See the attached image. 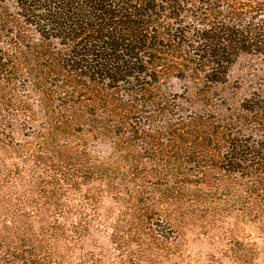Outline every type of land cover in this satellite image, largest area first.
<instances>
[{
    "label": "trees",
    "instance_id": "trees-1",
    "mask_svg": "<svg viewBox=\"0 0 264 264\" xmlns=\"http://www.w3.org/2000/svg\"><path fill=\"white\" fill-rule=\"evenodd\" d=\"M242 59L262 67L263 84L238 106L215 99L213 91ZM35 104L45 121L38 131L30 128ZM25 126L45 149H54L45 131L66 136L85 127L115 148L149 152L150 161L165 164L157 171L162 182L187 180L182 163L194 165L186 171L197 180L213 166L264 181V0H0V149L6 156L23 150L12 135ZM73 165L46 166L43 175L56 193L47 197H57L61 184L79 173ZM146 165L140 175H147ZM137 223L175 247L168 224L144 215ZM53 229L29 234L36 247L17 228L21 245L0 237V264H64L54 244L70 237ZM72 233L71 239L83 237L79 229ZM140 236L133 230L121 240L118 250L129 264H137L143 247L153 250ZM147 236L156 249L162 245ZM78 250V262L68 264H110L103 248Z\"/></svg>",
    "mask_w": 264,
    "mask_h": 264
},
{
    "label": "rangeland",
    "instance_id": "rangeland-1",
    "mask_svg": "<svg viewBox=\"0 0 264 264\" xmlns=\"http://www.w3.org/2000/svg\"><path fill=\"white\" fill-rule=\"evenodd\" d=\"M262 76L258 63L242 59L231 67L225 84L213 91L214 98L238 106L263 84L258 81ZM34 110L38 113L30 128L38 131L45 121L37 106ZM33 131L25 126L12 135L13 142L23 148L20 153L6 156V150L0 149V168L8 171L7 178H0V237L4 243L21 245L17 228L36 247L35 237L29 234L55 232V228L70 237L54 244L64 264L78 262L79 246L94 254L100 248L107 250L110 264H129L130 257L118 248L135 230L153 248L143 247L137 264H264V181L246 173L226 174L213 166L197 180L193 172L186 171L194 165L182 163L187 180L162 182L157 171L163 162L153 163L150 153L140 149L115 148L112 139L94 130L83 127L66 136L45 131L46 142L47 137L53 140L54 149H45L43 139L30 134ZM133 156H139L137 163ZM74 157L76 165L71 164ZM144 163L148 173L140 175ZM50 164L58 170L70 164V170L79 171L61 184L64 190L57 197H47L56 196L50 193L55 192L53 184L43 175ZM153 164L157 167L152 168ZM142 215L168 224L176 237L175 247L156 241L148 225L139 228L137 218ZM74 228L83 233L81 240L71 239ZM147 235L162 245L156 249ZM131 248L136 245L132 243Z\"/></svg>",
    "mask_w": 264,
    "mask_h": 264
}]
</instances>
